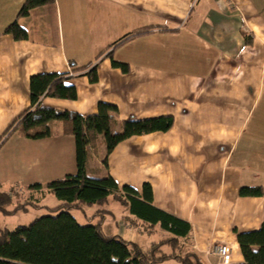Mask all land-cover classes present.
Listing matches in <instances>:
<instances>
[{"label": "crops", "instance_id": "1", "mask_svg": "<svg viewBox=\"0 0 264 264\" xmlns=\"http://www.w3.org/2000/svg\"><path fill=\"white\" fill-rule=\"evenodd\" d=\"M23 2L0 0V194L19 195L14 208L13 197L3 199L0 227L13 229L1 218L40 206L39 197L52 193L47 183L76 172L70 122L50 121L49 136L37 139L18 124L30 109V77L54 73L75 87L76 98L44 97L41 107L90 115L104 102L117 107V123L172 116L167 131L119 142L106 164L98 135L87 175L109 174L137 190L149 183L153 205L191 225L188 237L178 239L180 255L216 264L209 252L223 243L231 264L243 262L234 229L255 230L264 220V0H54L17 17ZM15 19L26 38L3 33ZM92 67L94 82L87 75ZM257 186L262 195H239L241 187ZM84 205L71 210L86 222L105 211L103 229L110 211ZM125 209L115 235L125 239L133 229L145 236H137L144 244L133 241L143 247L171 236ZM153 234L161 239L147 243ZM161 251L173 249L164 244Z\"/></svg>", "mask_w": 264, "mask_h": 264}, {"label": "trees", "instance_id": "2", "mask_svg": "<svg viewBox=\"0 0 264 264\" xmlns=\"http://www.w3.org/2000/svg\"><path fill=\"white\" fill-rule=\"evenodd\" d=\"M53 1L24 0L17 17H24L31 9ZM3 33L11 34L15 39L27 37L17 19L7 25ZM112 65L122 71L128 69L126 64L117 61H112ZM87 75L90 81H96L95 67L90 68ZM65 79L54 73L32 75L30 109L24 113L18 124L26 137L37 139L49 136L50 121L70 122L74 136L76 172L46 184V188L64 201L62 205L48 208L51 213L11 230L0 227V264H156L166 258L178 259L181 264H202L194 253L179 254L178 239L188 237L191 225L155 207L149 183H143L141 189L137 190L128 185L119 186L109 174L104 177L87 175L90 148L95 146L98 135L103 137L105 144L103 164H106L108 154L119 142L134 135L167 131L173 125V117L162 115L126 119L117 123L113 115L117 107L104 102H99L97 112L90 115L41 107V99L44 97L76 98L75 87L65 84ZM118 125L119 130H116ZM238 192L241 196H260L262 188L241 187ZM109 196L127 207L135 219L151 227L158 225L171 236L152 243L149 247H143L139 243L123 239L120 235H106L102 229L105 211H96L94 215L86 218L85 224H80L70 211L73 207H80L82 203H103ZM5 197V194H0V205ZM99 214L100 218L93 222ZM234 231L244 260L235 264H264V220L258 229ZM164 244L173 249L171 254L161 251Z\"/></svg>", "mask_w": 264, "mask_h": 264}, {"label": "rangeland", "instance_id": "3", "mask_svg": "<svg viewBox=\"0 0 264 264\" xmlns=\"http://www.w3.org/2000/svg\"><path fill=\"white\" fill-rule=\"evenodd\" d=\"M106 175L107 174H103L101 177H104ZM4 185H8V186H5L4 188L9 187L10 185H11V187L14 186L12 189H14L16 186L14 183H11V184L7 183ZM16 191L12 190L7 196L13 197L14 194H17ZM7 196H6V198H7ZM18 197H19V195L11 198L12 202H11L10 208H14L16 206V204H19V202H17ZM62 203H64V201L58 199L53 193H45L44 192L43 195L40 196L36 202V205L39 204L40 206L28 207V210H26V211L19 210L11 216H6V217L1 218V222H2V224L4 223V225H6L7 227L10 226L13 228L18 226V225H27L34 218H37V217H40L42 215H46V214L51 213L52 211H50L48 208L57 207ZM83 209L85 211H87V210H92V211L108 210V211H110V214L107 215L105 222L103 224L104 232L106 234H110V235H113V234L115 235V234L119 233V229L114 226V224H115L114 222H117L119 224L120 219H122L121 215L124 214V212L126 211L125 206H123L119 201H117V200L113 199L111 196H109L107 198V200L104 201L103 203H96L94 205H84ZM71 213L76 219H78L77 221L80 224L87 223L83 219V217H80L78 210L76 211L75 209H73V210H71ZM124 225L126 228H129L130 226L132 227L133 224L130 222V224H124ZM137 236L145 238V236H142V233H137L133 229L127 230L125 235H124V238L128 239V240H132V241H140L141 243L144 244V241L142 242L141 238H137ZM162 238H165V236L162 235ZM160 239H161L160 235L153 234L149 237V240L147 241V243L149 241L157 242ZM216 244H223V243H216ZM225 245H227V244H225ZM163 249H164V251H167V252L170 250L167 246H165ZM231 262H232V259L230 257V264H231Z\"/></svg>", "mask_w": 264, "mask_h": 264}, {"label": "built area", "instance_id": "4", "mask_svg": "<svg viewBox=\"0 0 264 264\" xmlns=\"http://www.w3.org/2000/svg\"><path fill=\"white\" fill-rule=\"evenodd\" d=\"M217 258L216 264H230V248L225 244H214L209 252Z\"/></svg>", "mask_w": 264, "mask_h": 264}]
</instances>
